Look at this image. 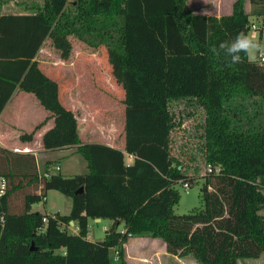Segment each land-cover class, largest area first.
<instances>
[{"label": "trees", "instance_id": "obj_1", "mask_svg": "<svg viewBox=\"0 0 264 264\" xmlns=\"http://www.w3.org/2000/svg\"><path fill=\"white\" fill-rule=\"evenodd\" d=\"M188 0H41L31 14H0V113L20 90L49 112L30 132L44 149L77 145L87 172L39 176L35 155L0 146V264H127L129 236L161 239L172 256H193L200 264H238L264 254V125L242 117L249 98H264V61L241 53V62L218 49L244 33L250 16L264 19V0H234L220 16L194 12ZM0 1V8H1ZM46 39L62 60L76 39L104 45L111 75L124 90V150L101 143L80 144L76 114L60 99V88L40 67L37 53ZM185 100L204 111L205 172L202 205L176 214L177 182L195 179L171 154L175 128L170 102ZM56 190L71 198L68 214L42 213L33 205ZM22 192L21 206L11 198ZM112 225L101 240L87 238L89 219ZM78 227L72 232L69 222ZM123 224V227H119Z\"/></svg>", "mask_w": 264, "mask_h": 264}, {"label": "rangeland", "instance_id": "obj_2", "mask_svg": "<svg viewBox=\"0 0 264 264\" xmlns=\"http://www.w3.org/2000/svg\"><path fill=\"white\" fill-rule=\"evenodd\" d=\"M232 1L224 0L227 5H230ZM202 2L203 4H201ZM189 5L197 10L213 9V0H189ZM247 10H251V4L250 8L249 6L247 7ZM261 19L250 16V23L255 24L257 30L249 29L248 36L264 45V24H262ZM72 45L71 57L66 61H60L57 50L52 47L50 40L47 39L42 53L39 54V59L47 62H45L46 64L40 62V67L52 79L57 81L60 88V99L76 114L78 127L84 140H108L112 135L113 137L115 136V140H119L126 131L125 105L123 103L124 90L115 82L111 75V66L107 61L106 48L104 45H100L93 49V47L76 39H72ZM258 53L264 54V48L249 53V59L256 61ZM53 62H58V64H52ZM26 94L30 96L24 97L21 101L18 99L13 101L7 106L6 110L9 113L13 112L17 102L23 109H30L38 116V110L34 109L33 95L30 93ZM241 105L244 107L243 118L246 115H255V120L264 125V98H249L238 104V106ZM170 109L174 113L175 121V128L171 132V154L182 163L188 175L195 178L193 182H190L188 188L182 186L183 181L174 185L179 192V199L173 205V211L176 214H184L198 209L202 205L199 187L203 182L201 175L206 172L208 166L202 150L205 115L202 108L189 104L185 100L171 101ZM2 119L4 121V114ZM42 120L43 118L37 121L29 120L30 128L28 132ZM23 132H14L9 134L7 138L5 137L8 143L17 145V148L12 147V150L25 152L26 148L21 147L22 145L19 143V135ZM33 149L36 150L37 148H32L31 151ZM56 161L55 159L52 164L58 165L54 164ZM39 169L40 172L45 171L41 162ZM49 170L51 173L59 172L65 176V171L61 166H59V170H56L55 166ZM22 195V192H18L12 196L11 206L13 210L20 208ZM48 198L47 203L39 202L33 205V209L50 214H53L55 210H59L61 214L69 213L71 207V198L69 196L56 190H51ZM261 213H264V208ZM90 224L92 237L96 240L104 237L105 231L111 227L112 221L106 219L100 223H93L91 220ZM139 256L146 258L142 260L146 262H140L142 264H200L191 255L185 257L161 255L160 247L156 244L145 247L139 253ZM238 264H264V254L257 258L239 259Z\"/></svg>", "mask_w": 264, "mask_h": 264}, {"label": "crops", "instance_id": "obj_3", "mask_svg": "<svg viewBox=\"0 0 264 264\" xmlns=\"http://www.w3.org/2000/svg\"><path fill=\"white\" fill-rule=\"evenodd\" d=\"M0 1L2 3L1 8H0V14H8V13L31 14L34 12V7L41 3V0H18V1L0 0ZM233 1H232V3H233ZM75 3H76V0H67V4L74 5ZM232 3L230 5H227V3L224 2V0H213V9L197 10V9H194L193 7H191L189 5V0L187 1V5L194 12L214 15L217 17L220 15H223V14H229L231 12ZM201 4H203V2ZM248 6L250 8V3L247 0L245 3L246 11H248L247 10ZM46 41H47V39L44 41V43L40 47V49L37 53V56H36L38 61L41 63L47 62L45 60L39 59V54L42 53L43 46H44ZM248 58H249V53H248ZM60 61H62V59ZM63 61H66V60H63ZM52 64L57 65L58 62H53ZM26 96H30V95H28V94H26L20 90L14 91L13 95L11 96V98L7 102L6 106L3 108L2 112L0 113V146L7 147L10 149L13 147L16 149L17 145L8 143L7 139H5V137L7 138V136H9V134H13L14 132H16V133H20L23 131L28 132V129L30 128L29 120H32V121L36 120L37 121L38 119H41V118L44 119L47 115H49V112L46 111L39 104V102L36 100V98L34 96L33 97L31 96V97L34 99V103H35L34 109L38 110V116H37V114H34L30 109H23L21 107V105L17 102L15 104V110L13 112L9 113L6 110L7 106L10 103H12L13 101H17V99L21 101ZM3 114H4V121L2 119ZM52 124H53V119L48 120L47 123L40 130H38V132L35 134L36 136L34 135V139L30 143L21 142L19 140V143L22 145L21 147L26 148L25 152H32L35 155L38 171H40L39 168H40V162H41V164L43 166V170L52 169L54 166L55 167L61 166L63 168V170L65 171L64 172L65 176H73L75 174L86 173L87 172V163H86L85 159L76 151L77 145L65 147V148H61V149H55V150L44 149L41 147L42 146L41 145V136L45 132V130H47L48 128H50L52 126ZM78 131H79V135H80V139H81L80 144L101 143V144L109 145L111 147L118 148V149L122 150V152L124 154L125 163L128 165L133 163L134 156L132 154L127 153L124 150L125 137L128 133L127 130L124 132L122 138H120L119 140H117V139L115 140V136L113 137V135L110 136L108 138V140H106V139L84 140L82 138L81 131H80L79 127H78ZM35 147L37 149L36 150L33 149V151H31V149L35 148ZM55 156H57V157H55ZM55 159L57 161L54 164H58V165L52 164ZM50 165H52V166L49 167ZM50 191L47 192L46 200L43 203H47V200L49 199L48 196L50 194ZM53 212H59V210H55ZM91 220L93 223H100L102 220H106V219L95 218V219H89V221H88L87 238L89 240H92V241L101 240V239H96V240L93 239L91 231H90ZM109 221H111V220H109ZM120 227H123V224H121ZM155 244L158 247H160L161 255L172 256L171 254H169L166 251L165 244L162 242L161 239L151 238V237H147V236L146 237H134V236H132V237L128 238L127 242L124 244L127 264H142L140 262H146V261H142L143 259H146V258H144L143 256H139V253L143 249H145V247H147L148 245H155ZM149 249H151V248H149ZM173 257H176V256H173ZM143 264H145V263H143Z\"/></svg>", "mask_w": 264, "mask_h": 264}, {"label": "clouds", "instance_id": "obj_4", "mask_svg": "<svg viewBox=\"0 0 264 264\" xmlns=\"http://www.w3.org/2000/svg\"><path fill=\"white\" fill-rule=\"evenodd\" d=\"M264 48L260 42L250 38L244 33L238 34L231 42H222L218 49H212L217 55L222 51L226 57L230 58V63L238 64L241 62V53H251Z\"/></svg>", "mask_w": 264, "mask_h": 264}, {"label": "built area", "instance_id": "obj_5", "mask_svg": "<svg viewBox=\"0 0 264 264\" xmlns=\"http://www.w3.org/2000/svg\"><path fill=\"white\" fill-rule=\"evenodd\" d=\"M261 20H262L261 21L262 24H264V19H261ZM250 29H252L253 31H255V30H257V27H256L255 24L250 23ZM256 61L258 63H260V64L263 63V61H264V54L263 53H258ZM55 169L56 170H59V167L56 166ZM206 171L209 172V173L217 174V173L220 172V167L219 166H211V165L208 164V166L206 168ZM38 173H39V176L40 177L41 176H44L45 177V176H49L50 174H52L49 169H46L45 171H42V172L38 171ZM3 186H4V182L3 181H0V189H2ZM182 186L184 188H188L189 187V184L187 182H184V183H182ZM0 191H2V190H0ZM68 227L70 228V230L72 232H75V233L78 232V227L75 226L72 221L69 222Z\"/></svg>", "mask_w": 264, "mask_h": 264}]
</instances>
